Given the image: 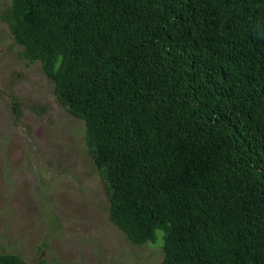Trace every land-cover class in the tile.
Masks as SVG:
<instances>
[{"label":"trees","instance_id":"obj_1","mask_svg":"<svg viewBox=\"0 0 264 264\" xmlns=\"http://www.w3.org/2000/svg\"><path fill=\"white\" fill-rule=\"evenodd\" d=\"M0 23L82 122L131 245L160 231L161 264H264V0H0ZM22 106L47 108L13 98L14 123Z\"/></svg>","mask_w":264,"mask_h":264},{"label":"rangeland","instance_id":"obj_2","mask_svg":"<svg viewBox=\"0 0 264 264\" xmlns=\"http://www.w3.org/2000/svg\"><path fill=\"white\" fill-rule=\"evenodd\" d=\"M12 44L0 23V252L33 264H161L162 232L155 244L136 247L108 221L82 122L56 102L39 65L27 64ZM14 72L23 79H13L9 91ZM13 98L47 108L36 114L22 106L14 123Z\"/></svg>","mask_w":264,"mask_h":264},{"label":"bare ground","instance_id":"obj_3","mask_svg":"<svg viewBox=\"0 0 264 264\" xmlns=\"http://www.w3.org/2000/svg\"><path fill=\"white\" fill-rule=\"evenodd\" d=\"M134 34V33H133ZM132 35V34H131ZM128 40V39H127ZM126 40V41H127ZM130 41V40H129ZM79 71V70H78ZM137 120V119H136ZM134 126V125H133ZM135 129V128H134ZM131 130V129H130ZM143 131V130H142ZM129 132V131H128ZM131 132V131H130ZM133 132V131H132ZM129 134V133H128ZM123 136V135H122ZM74 143V142H73ZM141 143V142H140ZM157 143V142H156ZM145 144V143H144ZM134 147V146H133ZM175 148V147H174ZM122 149V148H121ZM152 149V148H151ZM120 150V149H119ZM120 151H122V150H120ZM135 151V150H134ZM127 153V152H126ZM152 154V153H151ZM140 156V155H139ZM114 158V157H113ZM107 161V160H106ZM129 171H130V169H129ZM128 173V172H127ZM133 174V173H132ZM138 174V173H137ZM126 176V175H125ZM135 177V176H134ZM132 178V177H131ZM130 179V178H129ZM130 181V180H129ZM123 191V190H122ZM124 191H125V189H124ZM141 207H143V206H141ZM153 211V210H152ZM44 218V217H43ZM49 225V224H48ZM47 226V225H46ZM50 230V229H49ZM88 235V234H87ZM85 237V236H84ZM81 238V237H80ZM87 238V237H86ZM85 239V238H84ZM87 240V239H86ZM88 243H89V241H88ZM85 244V243H84ZM93 247V246H92ZM149 248V247H148ZM140 249V248H139ZM261 252V251H260ZM95 254V253H94ZM145 254V253H144ZM77 255V254H76ZM96 257V256H95ZM131 257V256H130ZM141 257V256H140ZM154 257V256H153ZM159 257V256H158ZM104 258V257H103ZM102 258V259H103ZM155 259V258H154ZM131 260V259H130ZM113 261V260H112ZM152 261V260H151ZM155 261V260H154ZM149 262V261H148ZM111 264V263H110ZM147 264V263H146Z\"/></svg>","mask_w":264,"mask_h":264}]
</instances>
